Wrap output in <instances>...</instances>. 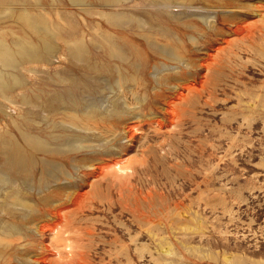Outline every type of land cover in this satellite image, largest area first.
<instances>
[{
    "label": "rangeland",
    "instance_id": "obj_1",
    "mask_svg": "<svg viewBox=\"0 0 264 264\" xmlns=\"http://www.w3.org/2000/svg\"><path fill=\"white\" fill-rule=\"evenodd\" d=\"M111 3L0 0V39L14 47L23 37L41 47L47 38L53 51L43 61L19 57L22 66L9 72L22 84L9 82V90L0 94V173L8 179L0 181V264H34L37 223H80L89 264H264V0ZM27 13L49 25L44 29L49 38L28 27ZM107 14L118 15V21ZM246 22L257 26L249 52L234 34ZM81 39L88 53L77 60L68 48ZM111 43L125 60L111 54ZM219 45L227 59L221 80L176 130L152 129L142 121L130 142L119 137L114 116L102 122L99 113L91 132L77 128L90 123L83 121L82 110L91 98L105 106L119 96L114 106L131 111L126 118L157 108L161 94L184 75L193 76L198 57ZM157 46L173 47L179 58L168 59ZM136 64L142 65L137 72ZM131 75H138V84ZM74 110L78 118L72 117ZM22 133L58 144L66 135H81L86 147L67 155L38 152L31 175L25 176L9 165L5 152L14 141L29 151ZM108 153L142 163L133 184L142 188L145 201L132 192L120 197L105 183L94 190L88 186L90 162ZM44 159L60 163L68 175L45 176L43 182ZM78 190L86 193L74 203ZM134 204L141 205V215L133 212ZM86 228L91 235L84 234Z\"/></svg>",
    "mask_w": 264,
    "mask_h": 264
},
{
    "label": "bare ground",
    "instance_id": "obj_2",
    "mask_svg": "<svg viewBox=\"0 0 264 264\" xmlns=\"http://www.w3.org/2000/svg\"><path fill=\"white\" fill-rule=\"evenodd\" d=\"M76 1L79 2V0H76ZM108 1L115 3V2L120 1V0H108ZM187 1H189V0H180V2L183 4H186ZM166 4L168 5V3H166ZM24 13H26V12H24ZM22 16H21V18H22ZM105 17L110 18V20H113L114 22H117L118 18H119L118 15H112V14L111 15L107 14ZM23 18L25 20L24 22H26L28 24V27L33 28L37 31L38 30L40 31V29H42L44 31V29L49 27V25H47L48 27H46L45 23H43L41 21V19H39L37 16H33V15H30L27 13V14H24ZM111 23H113V22H111ZM256 29H257L256 24L251 25L250 23L249 24L248 23L243 24V25L242 24L237 25L235 27L234 34L237 37H241L240 40L242 43H244L243 47H242L243 51H246V52L253 51L254 41L256 38V35H255ZM51 33L53 34L52 31H51ZM44 35L47 36V33ZM235 35H233V36H235ZM48 40L49 39H47V38H43L42 42H41V47H39V46H37L39 43L36 45L32 42V40H29V39L22 37V38H19V40H17V42L15 39L14 47H12L11 45L13 43L10 45L3 38L0 39V94L5 93L6 91L9 90V86H10L9 82H12L14 86H18V87L22 84V83H20V79L18 78V76L15 75V73L12 74L9 72L11 69L14 71V70L18 69L19 66H22L21 62H20L21 61L20 58H22L25 61H30V60L31 61H33V60L43 61L42 59L44 57L47 58L49 52L52 51L51 50L52 46H50V44L48 45ZM189 41H191V40H189ZM13 42H14V40H13ZM191 42H193V41H191ZM224 43H225V46L229 44L228 40H225ZM109 45H110V43H109ZM225 46L219 45L218 47L213 48L212 51L204 52L200 57H198V61L195 62L196 64L194 65V68H193V76H188V74L184 75V77L182 76L183 78L180 80L179 84H176L175 86H173L170 89L169 93L161 94V100H159V103L156 104L157 108H154L153 110L149 109V112H147V113H144V111L142 113L140 111H138L140 113L132 116L133 118H126V115L130 114L131 111L129 113L126 111H119V110H116V108L114 106L115 102L119 99V96H117V97L115 96L116 99H114V100L111 98L112 101H109V102H108V100H109L108 99L107 100L108 103L106 102L107 105H105V106H104L103 102L101 103L99 100L95 101L96 99L94 100V102L89 101L92 99L91 98L88 101L86 100V102H85L86 106L84 107V109L82 108L83 109L82 115L84 116L83 121H85V122L90 121V123L89 124H81V125L77 124V126H79V127H77L76 124H74V123H70V125L71 126L75 125L80 130H89V131L91 130L92 131L93 125L96 124L97 123L96 121L98 120L96 118H95L96 121L94 120V117H95L94 115L96 113H99L101 115L100 121H102V122H104L103 117L108 118L109 116H114V119L118 120L117 123L120 125V136L119 137H121L122 139H126V141H130V142H132V140L135 138V132H138L139 131L138 129L142 126L141 125L142 121H146V123L149 124L152 127V129L159 130V128L160 129L164 128V131L176 130L182 124V122L186 118V116H188L193 111L194 106H195V102L197 100H199L203 94H205L206 92H209L210 88L217 86L219 80H221L220 75L222 74L223 71H221L220 69H223L226 66V61H227V59H225L221 56V54H222L221 52L225 49ZM68 49H69L68 51H69L70 56H72L73 58H75L77 60H81L88 53V50H87L88 48L85 46V42H83L82 39H81V41L73 42ZM121 50L122 49L119 48L115 43V44H112L110 52L113 56H118V57H120V59L125 60V56L122 55ZM157 50L160 52V54L164 55L168 59L176 60L179 58L177 52L175 51V49L173 47L164 48V47H158L157 46ZM133 51L137 57H141V54L136 47L133 48ZM18 58L20 59V61L18 60ZM228 59H229V57H228ZM143 64H144V62H143ZM187 64L188 63H186V65ZM160 65L163 67V69H165L164 67L167 68V66H166L167 64L165 65V64L161 63ZM141 67H142V65L139 67V65L136 64L134 66L135 72H137L138 69ZM155 67H157V66H155ZM19 69H21V67ZM176 69H177L176 67H172V70H176ZM134 70H133V72H134ZM18 71H20V70H18ZM155 73H157L156 68H155ZM121 75H123V74H121ZM138 75H131L130 76V79L133 83H137L139 81L140 78L138 77ZM121 80H122V77L119 76V79L116 82H117L118 88L122 89L121 86L123 84H121ZM11 88H14V87H10V89ZM101 89H102V87H101ZM110 89H113V88H110ZM113 90L115 91V89H113ZM122 91H123V89H122ZM118 94H120V93H118ZM6 100H9V98H7ZM71 102H75V101H73V99L71 98ZM124 103L126 105L128 102H126L124 100ZM75 104L78 105L76 102H75ZM61 106L63 107V105H61ZM126 108H128V107H126ZM31 109H32V107H31ZM126 110H128V109H126ZM31 112H32V110H31ZM68 114H70V113H68ZM72 117L78 118L76 111L72 113ZM146 117H148V118H146ZM79 118H80V116H79ZM71 122H72V120H71ZM95 127L97 128V126H95ZM109 130L111 131V129H109ZM113 131H114V129H113ZM87 133L84 135H87ZM74 136H76V134ZM64 137H66L63 140L64 144L62 142L60 144H58L57 142L56 143H50L49 141L43 140V139L39 138L38 136L22 133V138H23L24 144L28 147L29 151L27 150V148H25L21 144L17 143L16 141H14V143L11 142L10 144H8V146L5 149L6 155L8 156L9 162H10V164L9 163L8 164L10 166H14L15 168H17V170L19 172H21L25 176H27V175H31V173H32V169L36 164L34 156L38 152H42V153L49 154V155H55V156L56 155H67L69 153L78 152L79 150L84 149L86 147V145H85L86 141L83 138V136H81V135H79L77 137H73L72 135H70V136L66 135ZM92 149H93V147H92ZM126 150L127 149H123V151H126ZM135 162L136 161L133 158L123 159L120 154L115 155V154H109V153L106 154L104 157L97 158L96 161H94L93 163L91 161L90 162L91 164H89V167H90L89 172L87 171L85 173L86 177H90V181L88 182V186L94 190L97 187H100L101 184L105 183L106 187L108 188V191H111V190L117 191L119 193L120 197H121L122 193H124V192H132V193H134V198L137 201L140 198L144 199V201H145V197H144V195H142V191H143L142 188L134 186V184H133V181L135 180L136 176L138 175L139 165L142 166V163L136 165ZM41 163H42L41 164L42 176L44 178L40 176L41 177L40 179H43L42 180L43 182H44V180H46L45 179L46 177L49 178L50 176H53L55 174H60L61 176L68 175V174H65L66 172L63 169V166L54 160L44 159V160H42ZM17 170H15V171H17ZM60 175H58V176H60ZM0 181L1 182L8 181V179L6 178V175H4V173H0ZM0 185H1V183H0ZM38 187H39V185H38ZM84 191L85 190H78V191L74 192V194H73V202L74 203L78 202L83 197V195L86 193ZM140 208H141V205H135L134 204L132 209L134 210L133 211L134 213L141 215ZM9 228H10V226H9ZM11 229H13V228H11ZM86 229H88V228H86ZM89 229H91V228H89ZM89 229L84 231V234H87L88 236L91 235L92 231H90ZM13 231H14V229H13ZM35 231L39 235L40 242L38 244V246H39L38 252H36V254L34 256H32V259H31V261L34 264H89L87 253L85 252V249L82 246L83 244H82L81 240L83 239V236L81 234L83 232L81 231L80 223H37L35 226ZM6 234H8V233H6ZM10 234H12V233L10 232ZM2 236H5V235H2ZM7 236L11 237L9 234ZM7 239H8V237H7ZM4 240H5V238H4ZM27 253H29V252H27ZM23 256H25V255H23ZM26 261H28V260H26ZM29 261H30V259H29Z\"/></svg>",
    "mask_w": 264,
    "mask_h": 264
}]
</instances>
